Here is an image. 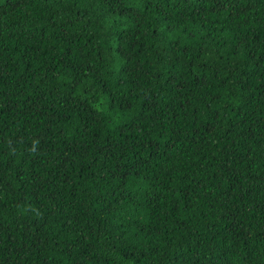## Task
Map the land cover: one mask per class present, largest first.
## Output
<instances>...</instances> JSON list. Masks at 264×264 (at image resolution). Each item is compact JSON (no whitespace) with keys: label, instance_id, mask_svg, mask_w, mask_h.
Segmentation results:
<instances>
[{"label":"trees","instance_id":"obj_1","mask_svg":"<svg viewBox=\"0 0 264 264\" xmlns=\"http://www.w3.org/2000/svg\"><path fill=\"white\" fill-rule=\"evenodd\" d=\"M0 264H264V0H0Z\"/></svg>","mask_w":264,"mask_h":264}]
</instances>
